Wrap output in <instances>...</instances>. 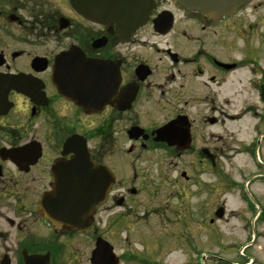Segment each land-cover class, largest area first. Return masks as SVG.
Masks as SVG:
<instances>
[{"label": "flooded vegetation", "instance_id": "flooded-vegetation-1", "mask_svg": "<svg viewBox=\"0 0 264 264\" xmlns=\"http://www.w3.org/2000/svg\"><path fill=\"white\" fill-rule=\"evenodd\" d=\"M90 4L0 0V264H155L131 241L150 214L160 227L177 224L172 233L160 228L151 246L161 232L167 246L193 251L190 264H253L202 253L185 229L188 221L204 225L202 208L213 199L209 224L225 217L217 201L221 157L246 155L255 165L243 183L251 218L244 225L254 229L259 219L249 183L264 178V68L251 51L235 58L228 37L235 17L264 0L220 16L199 0H152L136 29L92 20ZM241 71L247 84L239 79L243 88L235 90ZM243 118L250 123L239 138L225 121ZM107 179L106 199L78 226L47 216L44 198L97 194ZM157 196L179 204L167 213L139 199ZM114 225L131 251L112 244L106 230Z\"/></svg>", "mask_w": 264, "mask_h": 264}, {"label": "rangeland", "instance_id": "rangeland-1", "mask_svg": "<svg viewBox=\"0 0 264 264\" xmlns=\"http://www.w3.org/2000/svg\"><path fill=\"white\" fill-rule=\"evenodd\" d=\"M228 38L232 43L235 58L245 57V55L252 52V54L256 55L259 65L264 68V7L251 6L242 11V14L235 17L234 32ZM246 78V71H241L238 75H235L234 89L239 90L243 88V85L239 84L238 80L242 79L243 84H247ZM245 97L246 94L233 97L234 109H238L245 102ZM227 120L225 122L229 131H234L239 138H244L245 129L250 123V121L248 122V118H243L241 121L235 123H229ZM223 128L225 127H214L215 130L220 132L219 134H221ZM222 134L227 135L228 132ZM219 152L221 155L222 153H228L226 150H220ZM219 161L217 171V201L219 205L225 204V217L222 220L215 221L214 224H209L210 218H215L212 209L214 208L213 205L216 204V200L213 199L212 203L208 201L204 205V208H202V224L204 225L198 228L195 224L189 225L190 221H188V227L185 229L186 233L189 234L192 231V239L198 245L196 248L200 249L202 253H216L226 257L230 261L238 263L243 262L242 259H250L254 261L253 264H264V178L253 179L249 183V188L253 193L258 195L257 198L250 196L252 206H255L252 217L253 219L256 217L259 219L255 220L257 223H255L254 229L247 228L244 223L251 218L246 208L244 189L247 188L243 183L247 181L248 174L253 173L256 167L246 155L238 156L232 161L229 158L221 157ZM202 179L204 182H209L211 179L210 174H203ZM206 187L207 185L203 186L202 194L204 198L207 195L205 192ZM139 199L142 200L143 205L152 206L153 210L165 211L167 213H169L168 210H174L173 206L179 204L178 199L167 198L165 196H157L151 202L142 197H139ZM193 200L194 198H192ZM190 204L193 205L188 207L194 206L193 202ZM141 213H143L142 207L138 209V214ZM157 218L150 214L146 219V224L142 223L139 225V228H133L131 241L134 245L132 247H138L140 255L151 257L154 259L155 264H190L189 258H195L193 251L188 249V246H180L179 244L173 246L169 243L170 247L167 246L163 241V234L161 232L158 236L160 238L158 245L151 246V242L155 240L160 228H163L165 232L169 231L172 233L177 225L171 223L170 225L160 227V224H157ZM139 221L141 222V220ZM158 221H162V219ZM106 232L115 248H120L121 252L124 250L131 251L129 245L117 236L115 225L112 228H107ZM123 234L121 235L122 238ZM152 235L155 238H152ZM144 241L148 242L146 250L143 249ZM204 264L210 263L206 262ZM219 264L230 263L223 262Z\"/></svg>", "mask_w": 264, "mask_h": 264}, {"label": "water", "instance_id": "water-1", "mask_svg": "<svg viewBox=\"0 0 264 264\" xmlns=\"http://www.w3.org/2000/svg\"><path fill=\"white\" fill-rule=\"evenodd\" d=\"M176 1L183 2V0ZM249 2L250 0H199V5L206 7L208 10L210 9L214 14L220 16L235 12L239 6ZM151 6L152 0H91L90 12H87V16L92 20L100 22L114 20L118 26L120 24H129L132 29H136L146 22ZM76 7L81 10L77 4ZM120 14H134L136 18L131 21H126L119 16ZM62 83L63 85L66 84L63 86L65 90H67V87H70V84L65 80ZM90 180L93 181V176L90 177ZM109 182L110 180L107 179L104 187L97 194L90 193L77 197L60 196L57 199L51 197L44 198L42 205L45 207L46 214L49 218H62V222L68 225L78 226L82 217L94 205L106 199ZM222 211V208H220L217 214L221 216ZM108 247L109 249L112 248L110 245ZM95 254L96 252H94Z\"/></svg>", "mask_w": 264, "mask_h": 264}]
</instances>
